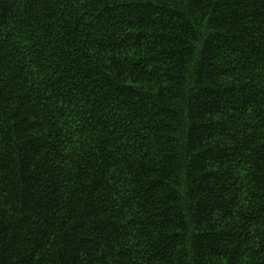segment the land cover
Listing matches in <instances>:
<instances>
[{"label":"trees","instance_id":"trees-1","mask_svg":"<svg viewBox=\"0 0 264 264\" xmlns=\"http://www.w3.org/2000/svg\"><path fill=\"white\" fill-rule=\"evenodd\" d=\"M0 264H264V0H0Z\"/></svg>","mask_w":264,"mask_h":264}]
</instances>
